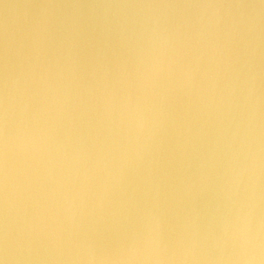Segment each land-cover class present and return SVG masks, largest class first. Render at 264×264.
I'll list each match as a JSON object with an SVG mask.
<instances>
[{"label":"water","instance_id":"95a60500","mask_svg":"<svg viewBox=\"0 0 264 264\" xmlns=\"http://www.w3.org/2000/svg\"><path fill=\"white\" fill-rule=\"evenodd\" d=\"M0 264H264V0H0Z\"/></svg>","mask_w":264,"mask_h":264}]
</instances>
